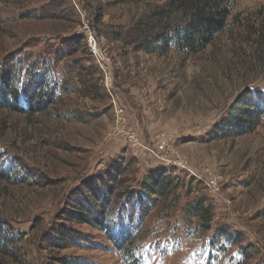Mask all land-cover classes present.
<instances>
[{"label":"rangeland","instance_id":"1","mask_svg":"<svg viewBox=\"0 0 264 264\" xmlns=\"http://www.w3.org/2000/svg\"><path fill=\"white\" fill-rule=\"evenodd\" d=\"M0 1V75L48 63L61 85L45 111L0 109V156L23 178L0 180V227L16 237L7 264H264V117L244 136L215 126L236 96L264 95V0H231L226 31L205 51L163 57L137 50V25H156L170 0ZM157 171L181 188L145 198L146 216L125 217L121 252L103 232L60 218L67 198L92 187L113 204L107 214L126 210V192ZM196 198L211 207L213 230L240 241L210 242L213 230L181 211ZM61 225L86 241L58 246Z\"/></svg>","mask_w":264,"mask_h":264},{"label":"trees","instance_id":"2","mask_svg":"<svg viewBox=\"0 0 264 264\" xmlns=\"http://www.w3.org/2000/svg\"><path fill=\"white\" fill-rule=\"evenodd\" d=\"M230 4L231 0H170L165 9L155 14V17L159 18L155 26H148V22L139 23L142 26L137 25V29L141 27L137 33V41H140L136 45L137 50L157 57L166 56L171 51L186 56L201 53L209 47L216 35L226 31L232 19L228 9ZM171 15L177 16L178 19H170ZM21 66L17 72H21L23 77L12 79L11 72L7 70L2 71L0 75V109L25 116L45 111L55 93L61 88L59 80L52 77L48 63L35 64L31 61ZM21 88L24 97L21 95ZM263 117L264 95H260L259 101L249 98L248 95H238L227 115L220 118L215 126L224 137L244 136L254 132ZM8 168L9 165L0 156V180L13 185L21 184L23 178L8 174ZM104 183L105 180H102V184ZM139 187L138 191L126 192L129 197L126 210L113 214H107V207L113 204L107 200L105 192L99 193L97 187H92L91 193H82L80 198H67L65 203L68 208L60 218L64 222L83 223L103 232L113 247L121 252L126 246L119 243L118 231L126 234L125 217H129V214L146 216L148 212L144 207L145 198L153 202L157 197L168 200L181 185L176 179L165 175V172L157 171L149 180H142ZM96 201L100 204L95 203ZM206 202V199L196 198L181 207L183 215L196 219V228L205 232L213 230V211L205 205ZM116 216L120 217L118 223H115ZM15 238L13 233L4 232L0 227V264H7V259L16 257L15 248L12 247ZM220 239L222 241H219ZM52 240L60 241L62 244L58 246L67 248L78 246L85 239L71 228L61 225ZM234 240L240 241V234L229 233L226 228H216L212 232L210 242L214 245L217 242L221 246ZM59 261L60 264H72L68 258H61Z\"/></svg>","mask_w":264,"mask_h":264},{"label":"built area","instance_id":"3","mask_svg":"<svg viewBox=\"0 0 264 264\" xmlns=\"http://www.w3.org/2000/svg\"><path fill=\"white\" fill-rule=\"evenodd\" d=\"M92 36H93L92 34L89 35V44L91 45L92 52L95 54V56H96V58L98 60H103L102 55L99 52H97L96 49H95L96 48V42H95V39ZM153 155H154L153 157L155 159H158V155L157 154L153 153ZM207 186L209 188H214L215 187L214 181H209Z\"/></svg>","mask_w":264,"mask_h":264}]
</instances>
